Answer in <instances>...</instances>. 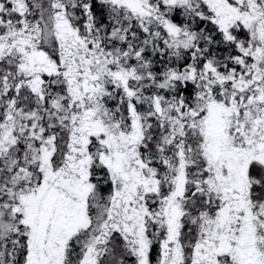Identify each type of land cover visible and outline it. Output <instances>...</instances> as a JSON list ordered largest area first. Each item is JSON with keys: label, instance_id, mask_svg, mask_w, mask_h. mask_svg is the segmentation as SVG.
<instances>
[{"label": "snow or ice", "instance_id": "obj_1", "mask_svg": "<svg viewBox=\"0 0 264 264\" xmlns=\"http://www.w3.org/2000/svg\"><path fill=\"white\" fill-rule=\"evenodd\" d=\"M0 264H264V0H0Z\"/></svg>", "mask_w": 264, "mask_h": 264}]
</instances>
